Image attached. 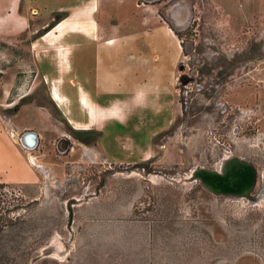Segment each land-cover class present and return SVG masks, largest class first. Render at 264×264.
I'll use <instances>...</instances> for the list:
<instances>
[{
  "label": "rangeland",
  "instance_id": "374dc122",
  "mask_svg": "<svg viewBox=\"0 0 264 264\" xmlns=\"http://www.w3.org/2000/svg\"><path fill=\"white\" fill-rule=\"evenodd\" d=\"M148 1L183 51L178 58L166 35L148 49L143 23L124 22L117 7L126 42L104 50L110 95L100 100L128 106L109 125L67 123L49 78L18 67L27 41H0L10 81L8 93L0 84V176L20 173L10 133L39 176L0 182V204L24 214L38 241L21 264H264V0ZM73 82L63 78L62 90ZM138 90L151 94L145 107L131 105ZM25 131L37 135L31 147L19 140ZM235 160L252 171L244 191H217L194 175L222 174Z\"/></svg>",
  "mask_w": 264,
  "mask_h": 264
},
{
  "label": "crops",
  "instance_id": "0c3cea01",
  "mask_svg": "<svg viewBox=\"0 0 264 264\" xmlns=\"http://www.w3.org/2000/svg\"><path fill=\"white\" fill-rule=\"evenodd\" d=\"M157 5L156 1L143 0H0V41L11 44L27 41L25 48H17V51H26L25 57H15L18 67H37L49 78V96L67 123L80 130L90 129L93 123L103 119L109 125L111 119L123 109L126 111L128 106V102L121 99L100 100L110 95L107 90L108 73L104 75L110 64L104 50H112L117 43L126 42L125 35H122L123 25L113 22L117 7L120 8V15L125 16L124 22L134 19L141 25L143 23V36L148 49H157L158 35H166L175 42L179 58V42ZM0 53L6 57L4 51ZM4 66L1 62L0 84L3 85L2 93H8L10 81L4 79ZM66 77L74 82L63 91L62 81ZM28 93L20 94L19 98ZM147 95L151 96L141 90L134 92L131 98L135 101L131 105L145 107ZM71 97L79 109V118L72 115ZM15 130L19 131L18 128ZM10 134L16 144L13 154L20 173L17 177L0 176V182L35 183L39 176L32 167V159L21 154L13 133ZM59 142L65 145L64 139Z\"/></svg>",
  "mask_w": 264,
  "mask_h": 264
},
{
  "label": "trees",
  "instance_id": "16d2710c",
  "mask_svg": "<svg viewBox=\"0 0 264 264\" xmlns=\"http://www.w3.org/2000/svg\"><path fill=\"white\" fill-rule=\"evenodd\" d=\"M170 28L172 29L171 26ZM172 31L179 40L180 34L174 29ZM179 45L182 52L180 42ZM2 201L4 200H0ZM10 210L5 203L0 204V264H21L23 258L35 250L38 241L36 237L33 238L30 224L24 219V214H9Z\"/></svg>",
  "mask_w": 264,
  "mask_h": 264
},
{
  "label": "water",
  "instance_id": "95a60500",
  "mask_svg": "<svg viewBox=\"0 0 264 264\" xmlns=\"http://www.w3.org/2000/svg\"><path fill=\"white\" fill-rule=\"evenodd\" d=\"M20 142L22 146L31 147L36 142V134L32 131H26L21 134ZM234 163L235 162H232L226 170H223L222 174H216L215 172L205 171L207 173L205 174L200 173L194 175L199 176L203 183L204 182L208 183L214 190L222 191V192H241L246 190L248 186L251 184L252 171L247 164L240 166V169H236ZM211 176H214L213 179L215 180L214 183L215 185L213 184V182L210 181L212 179ZM229 178H234L232 179L233 184L235 183L234 187L230 189L220 188L219 187L220 185L222 186L226 185L227 183L226 181Z\"/></svg>",
  "mask_w": 264,
  "mask_h": 264
},
{
  "label": "bare ground",
  "instance_id": "6f19581e",
  "mask_svg": "<svg viewBox=\"0 0 264 264\" xmlns=\"http://www.w3.org/2000/svg\"><path fill=\"white\" fill-rule=\"evenodd\" d=\"M185 16H186V10L184 9V8H180L179 7V9H177L174 13L172 12V17H173V19H174V22L175 23H177V24H180L183 20H184V18H185ZM98 119V118H97ZM64 143L66 144V142L64 141ZM58 145L60 146V148H62L63 149V145L61 144V142H58ZM238 160H235V161H233V162H235L234 163V166H235V168L236 169H240V166H242V165H245V163H243V162H241V161H238ZM205 174V173H207V172H205V171H203V172H201V174ZM228 176V175H227ZM213 177L214 176H211V182H213V184L215 183V180L213 179ZM232 179H234V178H229L226 182V185L225 186H222V185H220L219 187L220 188H222V189H224V188H228V189H230V188H233L234 187V184H233V180ZM204 184L206 185V186H208V187H211L208 183H205L204 182ZM215 185V184H214ZM212 188V187H211Z\"/></svg>",
  "mask_w": 264,
  "mask_h": 264
},
{
  "label": "flooded vegetation",
  "instance_id": "af4514ba",
  "mask_svg": "<svg viewBox=\"0 0 264 264\" xmlns=\"http://www.w3.org/2000/svg\"><path fill=\"white\" fill-rule=\"evenodd\" d=\"M35 76V75H34ZM50 97V96H49Z\"/></svg>",
  "mask_w": 264,
  "mask_h": 264
}]
</instances>
